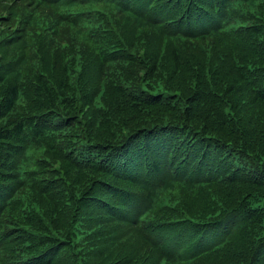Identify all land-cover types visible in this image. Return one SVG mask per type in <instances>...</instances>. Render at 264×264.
Listing matches in <instances>:
<instances>
[{
    "label": "trees",
    "instance_id": "trees-1",
    "mask_svg": "<svg viewBox=\"0 0 264 264\" xmlns=\"http://www.w3.org/2000/svg\"><path fill=\"white\" fill-rule=\"evenodd\" d=\"M0 264H264V0H0Z\"/></svg>",
    "mask_w": 264,
    "mask_h": 264
}]
</instances>
